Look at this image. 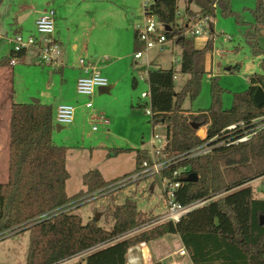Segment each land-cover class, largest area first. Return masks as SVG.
<instances>
[{
    "label": "trees",
    "instance_id": "obj_1",
    "mask_svg": "<svg viewBox=\"0 0 264 264\" xmlns=\"http://www.w3.org/2000/svg\"><path fill=\"white\" fill-rule=\"evenodd\" d=\"M4 0H0V7ZM152 0L144 15L165 27L161 32L166 42L180 50L179 73L187 80L175 91L173 68L151 66L147 85L152 128L165 129L163 153L172 160L164 177L186 169L185 176L195 174L197 182L180 181L174 203L181 207L205 203L190 211L178 223H158L161 217L148 218L137 210L135 200L112 208L114 224L104 229L95 221L83 224L66 211L86 204L95 196L114 192L126 185L127 179L146 159L147 150H136L135 170L119 179L105 181L97 170L81 179L82 190L72 197L66 194L69 174L66 170L67 149L52 141L55 131L53 108L43 104L10 105L8 171L6 183L0 184V239L27 231L29 246L24 264H61L76 257L78 264H126L130 249L150 244L167 236H177L191 264H264V189L262 198L253 196L249 184L264 177V106L257 107L253 96L264 84V75H252L248 89L234 94L230 109L223 110L222 90L217 79H210V108L199 113L186 112L183 103L193 101L200 93L205 75V58L212 51V40L197 48L187 37L190 26L211 20L216 13L235 16L231 0ZM251 11L253 23L245 25V38L251 42V54L264 58V0H256ZM194 6L195 11L191 9ZM134 51L143 44L134 32ZM26 50L0 61V68L23 63ZM233 69L230 70V72ZM133 90L137 82L132 79ZM143 109L137 106L136 109ZM196 126L197 130L192 127ZM236 126L232 131H227ZM207 127L206 138L197 133ZM202 135V133H200ZM247 141L234 144L241 138ZM208 144V154L188 158L190 153ZM128 149H108L107 159L129 153ZM138 182L127 184H137ZM160 264V263H156Z\"/></svg>",
    "mask_w": 264,
    "mask_h": 264
},
{
    "label": "rangeland",
    "instance_id": "obj_2",
    "mask_svg": "<svg viewBox=\"0 0 264 264\" xmlns=\"http://www.w3.org/2000/svg\"><path fill=\"white\" fill-rule=\"evenodd\" d=\"M53 1L58 4L63 2L60 4L69 13L68 23L70 24V33L78 46L76 52L70 50L69 47L67 48L71 65L75 66L80 60L88 59V55L93 60L98 61L96 67L100 69L107 64L113 63L115 58L113 54H115L116 49L121 50L124 48L123 34L119 33L114 26L111 27V30L107 29L111 26L109 24L111 20L108 17L113 19L111 14L115 16L119 14L122 16L121 11L112 4H105L103 6V12L107 14L103 16L106 18H103L101 21H99V18L95 20L97 22V24H94V26L96 25L95 28L90 29L91 22L83 21L79 18L80 10L82 9L79 0ZM51 2L52 0L3 1V5L0 7V61L7 57L9 51L13 49V29L18 30L19 34L24 38L28 34L36 35V28L34 29L33 25L35 19L34 13L36 10L37 12L43 11L47 8V5L52 9L53 4ZM133 2L137 5L136 8H138L139 12L138 18L134 20L133 30H135L137 25L142 24L143 0H133ZM256 6V0H231L230 9L235 16L223 17L219 13H216V18L210 21L212 27L208 23L206 31L212 40V51L207 53L211 57L209 65L210 71L205 72L202 78L198 97L193 101L189 99L184 101L182 107L186 112L199 113L210 108V79H217L218 87L223 91L221 95L222 109L228 110L232 105L233 95L242 93L248 89V79L250 76L256 74L264 75V58L252 56L251 42L245 38V32L247 30L245 25L253 23L251 11L255 10ZM179 9L182 14L184 9L183 0L179 1ZM191 9L193 11L196 10L194 6ZM26 15H29L27 20L20 23L21 19ZM130 29L132 31L131 27ZM261 33L264 34V26L261 27ZM199 42L200 39H196V47ZM87 48L88 52L86 53ZM133 53L131 49V58L134 55ZM107 59L110 61H105ZM148 59L150 66H158L164 70L174 69L176 72L175 91L179 92L187 80V76L179 73V49L177 47L171 49V45L165 46L162 50L154 49L148 52ZM145 63L144 56L137 64L138 69L142 68V71L135 72L134 74L137 79V87L135 90L130 88V78H128V75H125L124 80L118 84V88L114 92V95H112L114 97L113 101H110L104 108H98L91 115H88V113L83 115L80 113L78 115L76 112L73 125L56 135L55 141L60 138L61 142L54 143L67 149L66 159L69 167V180L67 182L66 194L68 197H72L82 190L80 183L81 174L97 170L109 182L133 172L135 167L134 153L118 157L115 160H107L105 158L106 152H104V149L107 147L109 149L128 147L119 145L118 141L112 142L115 139L110 136H119L120 138L123 137L134 141L135 144L131 148H139L140 144L143 143L142 147L146 148V150L149 149L152 134L159 135L162 139L165 137L164 127L152 128L150 118L144 114L145 110L149 107V100L140 98L142 94L148 93L146 80L147 68L149 66ZM38 64L43 66L39 69L43 72H36L33 69V67L40 68ZM53 68V66L40 61L37 49L33 47L28 48L24 63L18 62L9 68V79L2 81L0 77V97L3 96L5 100L10 93L9 98L11 103L29 104L32 103V100L39 102L36 98L38 94L44 95L48 90L60 91L61 86L65 84L63 81H59L60 76L52 73L48 75L47 73L48 70ZM119 68L121 67L108 68L106 73L108 75H111V72L117 73V70H120ZM231 69L233 71L230 72ZM140 77H143V81H139ZM96 93L97 91H95L94 95ZM3 102L0 100V184L6 183L7 181L9 145V121L7 109L4 106L5 102ZM129 102L135 106L139 104L144 107L143 109H135L133 106L135 112L133 119H130ZM93 108H95L94 104ZM113 116H115V121ZM91 117L108 120L109 127L104 128L101 124H97L95 125L97 132H93V125L89 120ZM249 187L252 190L253 196H262L264 188L261 181H254L249 184ZM162 189L163 185L156 177H149L137 184L126 185V187L114 192L95 196L86 204L75 208L73 207L71 214L79 217L83 224L89 221H95L99 227L110 229L114 224L112 208L123 205L126 199L131 198L135 200L137 210L141 214L146 215L148 218H162L168 212L167 200L164 197ZM168 240L171 242H168ZM165 241L169 245L171 244L169 248L175 247V243L179 242L177 236H167L152 244L154 247H157V244H164ZM28 246L29 233L27 231H21L1 238L0 264H24ZM79 262L80 259L75 264ZM186 262H188L187 259Z\"/></svg>",
    "mask_w": 264,
    "mask_h": 264
},
{
    "label": "crops",
    "instance_id": "obj_3",
    "mask_svg": "<svg viewBox=\"0 0 264 264\" xmlns=\"http://www.w3.org/2000/svg\"><path fill=\"white\" fill-rule=\"evenodd\" d=\"M60 3L62 4L63 2H60ZM60 3L58 4L57 2L52 0L51 4H53V8L51 9L50 7H48L49 5H47V8L44 9L43 11L52 10L54 13V31H53V34L51 35V39L61 49V54H60V58H59L57 65H54L53 66L54 68L48 70L47 73H48V75H51L50 73H52L54 75L58 74L60 76L59 81H63L65 84H64V86H61L60 91H58V92H55V90L54 91L48 90L44 93V95L38 94L36 96V98L39 100L40 104L51 106L53 108L54 115L56 112V108L61 104H67V105L72 106L75 110L74 117L76 116V112L78 113V115H80V113H81V115L87 114V113H88V115L89 114L91 115L94 111L96 112V110L98 108H102V107L104 108L110 101L114 100V97L112 95H114V92L118 88V84L124 80L125 75L129 76L128 78H130V88L133 90V88L131 86V81H132V79H135L137 82V79L134 76V74H135V72H141L142 71L141 70L142 68L138 69L137 64H138V62H140L144 58V56H145V62H146L145 64H147L149 66L148 69L151 67L149 65L150 63H149V59H148V53L146 55L142 56V58H140L138 60H134V58L133 57L131 58V56H130L131 49L134 52L133 54L136 53L134 51L135 50L134 49L135 48L134 47V32H135V30H133V28H134V24H135L134 20L136 18H138V16H139L138 8H136L137 5L133 2V0H81V1L79 0V4L82 5V9L80 10L81 13L79 14L80 15L79 18L83 21H90L92 24L90 26V29L95 28L96 25L94 26V24H97V22H95V20H98V18H99V21H101L103 18H106L105 16H103V15L107 14V13L103 12V9H104L103 6L105 4H112L114 7H117L118 10L121 11V13H122L121 14L122 16H120L119 14L116 16L111 14V16H113V19L111 17H108V19L111 20L109 22V24L111 26H109L108 28L106 27L107 29L111 30V27L114 26L119 33L123 34L124 48H122L121 50L116 49L115 54H113L115 56L113 63L107 64L105 67L100 69V68L96 67L98 61L93 60L89 55H88V59H84L88 64H90L91 66H94L95 69L99 70L100 74L108 81V87H107L108 88L107 91H109L108 94L99 95L98 93H96L89 100L87 98L78 96L76 93V82L81 76H83V72L79 66V62L77 65L72 66L70 61H69L70 57H69V54L67 52V48L69 47L70 50L76 52L78 50V46L74 42V39H73L74 37H72L71 33H70V26H69L70 24L68 23L69 13ZM39 12L40 11L37 12V10H36L34 13L35 14V19L33 22L34 29H35V22H36V19H37ZM28 16L29 15L24 16L21 19L20 23L25 22V20H27ZM130 27L132 28V31H131ZM35 32H36V30H35ZM17 34H19L18 30L13 29V35H17ZM19 35H21V34H19ZM36 35H37V33H36ZM36 35L28 34V35H26L27 37L25 39L32 37V38H36L38 40L39 36L38 35L36 36ZM205 43H206L205 41L200 40L197 48H199V49L202 48L205 45ZM167 45H171V49H174V47H177L174 42H167L164 45V47ZM33 48L38 50L37 47H33ZM38 52H39V50H38ZM87 52H88V48L86 50V53ZM106 54H104V55L106 56ZM179 55H180V50H179ZM26 57H27V50H26L25 59H26ZM25 59H24V61H25ZM210 59H211L210 54H208L206 56V60H205V72L210 71V66H209L210 65ZM24 61H23V63H24ZM105 61H110V60L107 59ZM15 64H13L12 66H14ZM157 64H159V63H157ZM12 66H10V67H12ZM38 66H40V68H36L33 66L32 67H33V69H35L36 72L42 71L39 69H41V67H43V66H41L39 64H38ZM117 66L121 67V68H119L120 70H117V73L111 72V75H108L106 73L108 68H114ZM10 67L0 68V77L2 78V81L9 79V76H10L9 68ZM129 72H130V75H129ZM52 80H53V78H52ZM101 92H103V90ZM9 96H10V93L8 94V97L5 100H4L3 96L0 97V100L5 102V103L4 102L3 103L5 104L4 106L7 109L8 121L10 119L9 117H10V105H11V100H10ZM32 98H34V97H32ZM89 101H91L92 107L90 109H87L85 107V105ZM93 104H94L95 108H93ZM128 105H130V107H129L130 108V119H133V115L135 114L133 109H134V107L136 109V107L140 106V105L138 104L137 106H135L131 102H129ZM98 111H100V110H98ZM91 118L96 119L98 117H91ZM91 118L89 120L94 127L95 124H93V121L91 120ZM113 118L115 121V116H113ZM136 118H138V117H136ZM138 119H140V118H138ZM72 125H73V123H72ZM101 126L104 128H108L109 124L106 126L101 124ZM70 127H71V125L68 127H62V129H59L58 132H56V130H55L52 134L53 143L54 142H61L60 138L57 139V141H55L56 135L62 133L65 129L70 128ZM206 130H207V127L202 128L201 130L198 131L197 135L200 138H203L206 134ZM92 131H93V129H92ZM201 131L203 132L202 135L200 134ZM93 132H97V130L93 131ZM107 132H109V131H107ZM110 137L115 139L112 142L118 141L119 145L128 146L126 148H118V149L132 150L131 152L119 155L118 157L134 153L135 159H136V152H135L136 150H140V151L146 150V148L142 147L143 143L140 144L139 148H137V147L131 148L135 144L134 141H130V140L125 139L123 137L120 138L119 136H110ZM54 144L57 145L56 143H54ZM112 146H115V145H112ZM104 147H106V146H104ZM108 149H109V147L105 148L104 152L107 153ZM118 157L112 158V159H107L106 154H105V158L107 160H115V159H118ZM66 170H67V172L69 171L67 159H66ZM134 170H135V167H134ZM68 174H69V172H68ZM84 174H86V173H84ZM84 174L80 175V183H81V179H82ZM125 175H127V174H125ZM125 175H123V176H125ZM101 176L103 177L102 174H101ZM103 179L105 181H107L105 177H103ZM110 180H112V179H110ZM66 188H67V183H66ZM257 198H262V196L261 197L257 196ZM160 240H162V239H160ZM178 240H179V238H178ZM168 242H171V241L168 240ZM156 246L157 247H154L152 243L147 244V245L141 244L139 246H136V247L130 249L127 253V256H126V264H156V263H160V264H191L188 257L185 256L186 258L185 257L182 258V257L177 256V251L183 249L180 240H179V242L175 243V247L169 248V246H171V244L169 245L168 243H166V241L164 242V244L159 243ZM173 246H174V244H173ZM186 259L188 262H186Z\"/></svg>",
    "mask_w": 264,
    "mask_h": 264
},
{
    "label": "built area",
    "instance_id": "obj_4",
    "mask_svg": "<svg viewBox=\"0 0 264 264\" xmlns=\"http://www.w3.org/2000/svg\"><path fill=\"white\" fill-rule=\"evenodd\" d=\"M152 0H143L142 4V24L137 25L135 31L138 34L139 41L143 44V48L136 52L133 56L134 60L142 58L149 51L158 49L162 50L164 45L167 43L164 35L161 34L165 30L164 26L158 24L153 18L147 17L144 15L145 9H147ZM208 26L207 20L199 21L196 24L190 26V30L187 31L186 36L192 37L194 40L200 39L203 41H208L210 38L207 34L206 28ZM36 33L39 36L38 40L36 38L29 37L25 39L21 35L17 34L13 37V49L12 51L18 53L23 50H27L31 47H37L39 50V59L42 63H45L50 66L57 65L58 59L60 58V47L54 43L51 39V35L54 31V13L52 10L40 11L36 22H35ZM210 29V28H209ZM207 35V36H206ZM11 64H15L11 62ZM79 66L83 72L76 82V93L80 97L91 99L95 91L101 88H107V80L100 74V72L88 64L85 60L79 61ZM148 71V68H147ZM139 81H143V77L139 78ZM147 83V80H146ZM141 99L149 100V94H142ZM150 104V100H149ZM85 107L90 109L92 107L91 101L86 103ZM75 110L70 105H59L56 108L55 112V123L61 127H68L72 125L74 121ZM144 114L149 118L152 116L150 106L145 110ZM93 124H102L108 125V120L104 118L91 119ZM94 125L92 128L93 131H96L97 128ZM159 127V126H157ZM236 126H231L227 131H232ZM198 136V135H197ZM199 137V136H198ZM200 138V137H199ZM206 138V134L201 140ZM248 137L241 138L237 140L234 144L242 143L247 141ZM165 146V137L162 139L159 135L152 134L149 149L147 150L146 159L141 162L138 166L136 172L130 175L127 179H123L116 183V185H127L135 182H140L149 177H156L160 183L163 185V194L167 200L168 212L164 217H162L158 223L172 222L173 224L178 223L183 217H185L190 211L201 207L205 203L193 204L189 207H181L174 203L175 193L180 188V181L187 176L184 175L187 170L184 168L182 170L176 171L172 174V180L164 177V171H166L172 164V160L165 157L163 150ZM211 151V148L208 144H205L198 149L192 151L188 158L197 157L201 155L208 154ZM262 186L264 188V177L260 178ZM72 208L67 209L70 211ZM178 257H185L186 253L184 249L177 251ZM80 259L76 257L69 261H66L61 264H75L77 260Z\"/></svg>",
    "mask_w": 264,
    "mask_h": 264
},
{
    "label": "water",
    "instance_id": "obj_5",
    "mask_svg": "<svg viewBox=\"0 0 264 264\" xmlns=\"http://www.w3.org/2000/svg\"><path fill=\"white\" fill-rule=\"evenodd\" d=\"M108 88H101L97 90V93L99 95H106L108 94L109 91H107ZM103 90V92H101ZM253 102L257 107H261L264 106V84L261 87H258L257 90L254 93L253 96ZM32 104H39V102L37 100H32ZM194 130H197L196 126L192 127ZM59 129H62V127L60 125H56L55 126V130L56 132L59 131ZM184 182L186 183H195L197 182V176L195 174H189L185 179ZM259 224L261 226L264 225V216H261L259 218Z\"/></svg>",
    "mask_w": 264,
    "mask_h": 264
},
{
    "label": "bare ground",
    "instance_id": "obj_6",
    "mask_svg": "<svg viewBox=\"0 0 264 264\" xmlns=\"http://www.w3.org/2000/svg\"><path fill=\"white\" fill-rule=\"evenodd\" d=\"M200 133H203L202 131ZM130 257V256H129Z\"/></svg>",
    "mask_w": 264,
    "mask_h": 264
}]
</instances>
